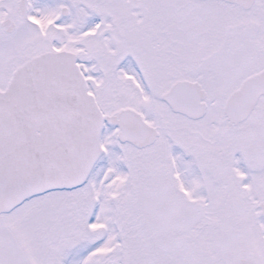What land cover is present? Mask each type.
Returning <instances> with one entry per match:
<instances>
[{"label":"snow or ice","instance_id":"1","mask_svg":"<svg viewBox=\"0 0 264 264\" xmlns=\"http://www.w3.org/2000/svg\"><path fill=\"white\" fill-rule=\"evenodd\" d=\"M0 264H264V0H0Z\"/></svg>","mask_w":264,"mask_h":264}]
</instances>
